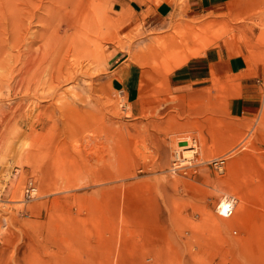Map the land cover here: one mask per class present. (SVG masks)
I'll use <instances>...</instances> for the list:
<instances>
[{"label":"rangeland","instance_id":"1","mask_svg":"<svg viewBox=\"0 0 264 264\" xmlns=\"http://www.w3.org/2000/svg\"><path fill=\"white\" fill-rule=\"evenodd\" d=\"M0 5V264H264V0ZM221 46L236 71L176 109L168 75ZM26 47L37 85L21 80ZM121 60L141 71L137 108L111 89ZM186 145L191 167L169 174ZM25 177L37 198L17 205Z\"/></svg>","mask_w":264,"mask_h":264},{"label":"crops","instance_id":"2","mask_svg":"<svg viewBox=\"0 0 264 264\" xmlns=\"http://www.w3.org/2000/svg\"><path fill=\"white\" fill-rule=\"evenodd\" d=\"M227 0H197L202 9H208L226 2ZM239 57L226 53V49L210 47L203 55L191 59L183 67L173 70L167 77V97L174 101V107L180 111L194 108L199 105L201 93L208 89L211 92L214 78H223L232 75L237 66ZM237 63V64H236ZM242 66V65H241ZM238 70V69H237ZM111 89L119 92L122 97L134 107H139L141 71L134 65H123V60L110 70ZM242 83L239 90L242 98L247 89Z\"/></svg>","mask_w":264,"mask_h":264},{"label":"built area","instance_id":"3","mask_svg":"<svg viewBox=\"0 0 264 264\" xmlns=\"http://www.w3.org/2000/svg\"><path fill=\"white\" fill-rule=\"evenodd\" d=\"M256 83L259 86H264V75L263 77H261V79L256 80ZM116 96L118 99V106L120 108H125L124 97H122L119 92H117ZM187 147L188 145H186V147H181V148H186L188 150ZM222 163H223L222 158H215L209 162V165H211L213 168L220 169ZM189 167H191V156L188 159L184 160L182 159V153L177 152L176 154L173 153L172 160L167 172L171 175H174L175 173H181L183 175L185 174V170ZM17 173L18 171L16 169L12 170L10 172L9 178H14L15 176H17ZM20 192H21L20 199L14 202L17 205H25L36 199L37 190H36L35 182L33 181L32 177L24 178ZM223 198L226 201V205L223 208H220L219 205H217L215 213L219 217L228 218L232 214V210L235 205V199L233 196L230 195H225L223 196Z\"/></svg>","mask_w":264,"mask_h":264},{"label":"bare ground","instance_id":"4","mask_svg":"<svg viewBox=\"0 0 264 264\" xmlns=\"http://www.w3.org/2000/svg\"><path fill=\"white\" fill-rule=\"evenodd\" d=\"M4 4V3H3ZM0 7H1V9H2V5H0ZM9 8V7H8ZM6 11H7V8H6ZM8 12V11H7ZM7 12L6 13H4V12H1L0 13V20H2L3 22L2 23H4V20H6V14H7ZM1 23V24H2ZM1 26V25H0ZM1 28H2V26H1ZM0 28V29H1ZM3 32V31H2ZM2 34V33H1ZM0 34V35H1ZM3 34H4V32H3ZM2 34V35H3ZM1 39V38H0ZM43 40V42H44V38L42 39ZM4 41V40H3ZM2 40H0V45H2V42H3ZM13 43H16V42H13ZM45 46V45H44ZM1 47V46H0ZM32 48L31 47H26V49L24 50V57H23V64H22V67H21V72H20V74H22V72H23V75H24V77L21 79V80H23L24 81V79H25V77H30V78H32V82H34V85H37L38 84V81H39V75H40V72H39V64H41V62L36 58V53L33 51V50H31ZM5 51V50H4ZM3 51V53H5ZM43 52H47V51H43ZM2 54V50L0 49V55ZM2 56H0V58H1ZM5 61V60H4ZM3 61V62H4ZM2 62V63H3ZM9 62V61H8ZM7 62V63H8ZM4 69H5V67H4ZM6 70V69H5ZM7 71V70H6ZM9 71V70H8ZM7 71V72H8ZM3 72H5L4 70H3ZM6 74V72L4 73V75ZM20 76H22V75H20ZM4 78H5V76H4ZM34 78V79H33ZM64 77H63V73H60L59 74V72H57V70L54 72H50V74H49V81H50V85H52V88L51 89H53V88H55L56 86H55V84H57L58 83V81L59 80H62ZM53 84H54V86H53ZM48 87V86H47ZM51 87V86H50ZM49 87V88H50ZM48 88V89H49ZM191 147V146H190ZM188 148V150L186 149V150H182L181 151V153H182V159H188L190 156H192L194 153H195V150H194V147H192V148H189V147H187ZM179 149H183V148H179ZM178 151H175V152H173L174 154H176ZM6 183V182H5ZM3 190H5V188L3 189ZM2 190V191H3ZM37 190V189H36ZM225 196V195H224ZM36 198H37V196H36ZM35 200V199H34ZM218 205H219V207L220 208H223L225 205H226V201H225V199L224 198H222L221 199V201L218 203Z\"/></svg>","mask_w":264,"mask_h":264}]
</instances>
